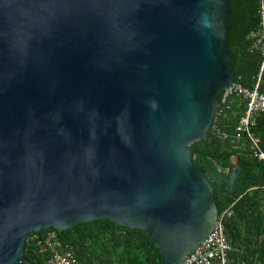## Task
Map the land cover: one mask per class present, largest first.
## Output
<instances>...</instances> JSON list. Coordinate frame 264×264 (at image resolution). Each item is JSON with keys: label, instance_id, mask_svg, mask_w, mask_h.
<instances>
[{"label": "water", "instance_id": "1", "mask_svg": "<svg viewBox=\"0 0 264 264\" xmlns=\"http://www.w3.org/2000/svg\"><path fill=\"white\" fill-rule=\"evenodd\" d=\"M230 1L0 0V264L104 218L163 264L208 237L219 209L192 144L238 76Z\"/></svg>", "mask_w": 264, "mask_h": 264}, {"label": "trees", "instance_id": "2", "mask_svg": "<svg viewBox=\"0 0 264 264\" xmlns=\"http://www.w3.org/2000/svg\"><path fill=\"white\" fill-rule=\"evenodd\" d=\"M259 5V0H231L227 20V63L238 74L235 81L247 88L255 87L262 65L261 55L251 49L260 21ZM259 89L264 92V70ZM246 108L247 100L233 95L215 118L208 138L192 144L193 161L213 185L219 212L234 211L225 219L231 246L228 264H264V113L256 116L251 135L239 133L237 126ZM50 232L72 246L83 262L163 264L159 248L143 230L109 218L32 233L25 250L28 264H47V255L36 250Z\"/></svg>", "mask_w": 264, "mask_h": 264}, {"label": "built area", "instance_id": "3", "mask_svg": "<svg viewBox=\"0 0 264 264\" xmlns=\"http://www.w3.org/2000/svg\"><path fill=\"white\" fill-rule=\"evenodd\" d=\"M259 3L260 21L255 40L251 46V49L258 52L262 57L258 81L254 88L244 87L240 82L234 81L222 92L219 100L221 104L219 112L223 107L228 106V101L233 95H240L247 100V108L239 121L237 131L239 133L247 132L250 135V128L254 124L256 116L264 113V92L259 89L264 70V0H259ZM233 213L231 208L219 212L211 233L186 257L182 264H228V253L231 246L226 234L225 219L232 216ZM36 252L47 255V264H103L80 261L75 255L74 248L59 241L55 232L49 233L48 238L38 246Z\"/></svg>", "mask_w": 264, "mask_h": 264}]
</instances>
